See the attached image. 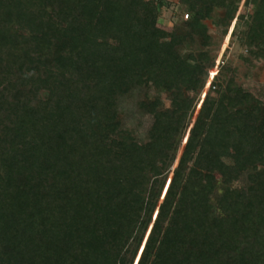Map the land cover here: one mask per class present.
Here are the masks:
<instances>
[{"label":"trees","instance_id":"obj_1","mask_svg":"<svg viewBox=\"0 0 264 264\" xmlns=\"http://www.w3.org/2000/svg\"><path fill=\"white\" fill-rule=\"evenodd\" d=\"M179 3L0 0V264H264V0Z\"/></svg>","mask_w":264,"mask_h":264},{"label":"rangeland","instance_id":"obj_2","mask_svg":"<svg viewBox=\"0 0 264 264\" xmlns=\"http://www.w3.org/2000/svg\"><path fill=\"white\" fill-rule=\"evenodd\" d=\"M246 0H241L240 5V12H247L252 11V6H249L247 9L245 8ZM238 13V14H239ZM187 13L183 12V7L179 3V0H170V5L166 6L162 10V15L160 19L159 26L164 30L171 31L173 28L174 23L180 20H187ZM211 28V32L215 38V40L220 43V48L218 51V58H217V65L215 69H212V74L210 76L209 83L205 89L204 94L201 97L202 99L205 97L209 89V85L212 81L213 76L217 73L218 64L222 62L223 59L230 60L235 66L239 68V82L243 84L246 88H249L253 92L263 93L264 94V60H256L254 59L252 63L245 62L241 58V54H245L246 51L242 49L235 39H232V31L236 25V20L232 23L230 27L229 33L226 36H222L220 30L213 25L212 20H207ZM164 98L169 103L168 99L166 98V94L163 95ZM149 121L146 125H148Z\"/></svg>","mask_w":264,"mask_h":264},{"label":"built area","instance_id":"obj_3","mask_svg":"<svg viewBox=\"0 0 264 264\" xmlns=\"http://www.w3.org/2000/svg\"><path fill=\"white\" fill-rule=\"evenodd\" d=\"M187 17H188V15H187Z\"/></svg>","mask_w":264,"mask_h":264}]
</instances>
